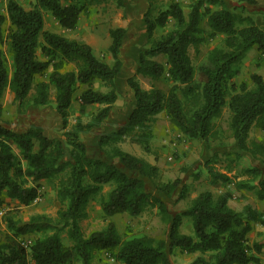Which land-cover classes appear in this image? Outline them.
Returning a JSON list of instances; mask_svg holds the SVG:
<instances>
[{
  "label": "trees",
  "instance_id": "1",
  "mask_svg": "<svg viewBox=\"0 0 264 264\" xmlns=\"http://www.w3.org/2000/svg\"><path fill=\"white\" fill-rule=\"evenodd\" d=\"M153 3L149 0L143 15L148 46L139 51L136 73L127 79L135 107L126 125L100 136V155L92 157L83 134L109 117L118 98L117 77L123 66L126 29L109 30L112 62L108 63L90 44L45 29L43 12L48 11L63 29L75 30L87 8L85 2L35 0L33 8L26 9L17 0H7L6 14L0 13V115L6 92L10 91L21 112L54 103L65 131L64 139L50 138L37 125L19 132L0 123V211L6 198L24 206L35 201L41 195L40 182L45 179L56 181L62 206L55 220L44 214L33 215L28 221L7 217L14 236H44L30 245L0 242V262L25 263L30 255L37 264H90L97 251H104L124 264H171L168 245L170 251L179 248L200 254L191 264H260L254 252H260L261 246L250 245L248 235L257 222L264 223V213L251 205L235 211L228 205L229 193L215 196L205 190L186 211L172 216L165 202L147 190V181L157 177V166L126 152L121 145L129 141L150 152L153 124L161 113L188 140L210 145L223 138L218 121L227 106L229 129L238 151L263 157L264 140L252 138L250 132L254 126L264 132V77L252 73L249 82L253 87L244 82L233 92L230 82L252 47L264 52V30L252 17L232 10L226 0H193L188 13L178 2H172L154 14ZM171 20L175 25L155 36ZM218 34L224 35L223 43L195 63L192 50L200 53V46ZM39 48L45 59L38 58ZM71 64L73 69H65ZM138 77L145 79L149 88H143ZM79 88V115L71 125V105ZM94 105L101 107L89 122H84L81 116ZM210 173L214 180H229L225 173ZM244 173L250 177L237 181L236 186L256 188V196L264 199L261 170L246 167ZM107 184L112 188L100 202L107 218L120 213L136 217L156 208L170 224L168 243L148 234L123 238L113 221L87 235L81 222L88 217L91 201ZM177 185L175 180L157 189L170 197ZM185 216L192 219L195 236L180 232ZM64 231L69 245L62 241Z\"/></svg>",
  "mask_w": 264,
  "mask_h": 264
},
{
  "label": "rangeland",
  "instance_id": "2",
  "mask_svg": "<svg viewBox=\"0 0 264 264\" xmlns=\"http://www.w3.org/2000/svg\"><path fill=\"white\" fill-rule=\"evenodd\" d=\"M17 1L26 9L33 8L35 3V0H17ZM61 1L63 4H67L71 0H61ZM80 1L85 2L87 8L80 17L79 25L75 30L68 31L64 34L69 38L76 37V39L80 38L79 40H82L84 42L90 41L93 45L95 54L104 61H108L107 58L109 55L106 46L107 45L106 40H107V36L109 35V30L111 28L135 25V22L137 23L143 20V15H144L143 13L149 8V0H144V4H142L144 5L143 9L140 12H139V9L141 7L140 0H80ZM256 1H257L256 4L262 3L264 5V0H256ZM172 2H178L183 8V10L186 13H188L193 3V0H154L153 3L154 14H156L160 10L166 9ZM243 2L244 1L241 0H228V6L236 12L239 13L242 12L243 15L252 17L254 21L264 30V13L258 11L257 9H255L254 11L249 10L248 6L245 5V3ZM6 4H7V0H0V13L6 14ZM43 17H44V26L46 30L59 34L61 33L60 26H57L56 24L57 21L55 20L51 12L44 11ZM203 21L205 22V19L202 20V22ZM174 25H175V21L171 20L170 23L167 25V27L158 30L155 33L156 34L155 36H158L159 34L165 32L167 29L172 28ZM223 39H224V35L218 34L214 38L207 39L206 42L200 46V53L197 54L194 50H192L191 54L194 62L197 63L198 61L202 60V58H204V56L206 55L209 49H212L215 46H220L223 43ZM126 45L127 43L124 44V48ZM147 46H148V37L143 40L139 48L140 50H143ZM4 49L7 50V47L4 46ZM37 56L40 59H45L40 48L37 51ZM254 65H258L260 67L262 66L261 63H259V60H256L255 54H254V58H251L249 62L247 63L245 62L244 64L242 62L238 66L239 72L230 82L231 92L237 89L239 85L244 82L249 87H253V84H251L249 80H250V75L252 74L251 69ZM73 67L74 65L71 64L66 66L65 69H73ZM51 70H52V65L47 70V74H49ZM262 75L264 77V70ZM141 85L146 88L149 87V83L145 79L141 81ZM80 90L81 88H79L77 92H79ZM129 99L130 98L128 93L125 92L123 95V99L117 106H119L121 110L123 108H126L130 103ZM4 103L6 105L5 106L6 108L5 107L3 108L2 111L4 112L0 116L5 117V119L9 122L11 121L12 124L15 126L16 131L24 130L25 123L28 117L25 116L23 112L17 109L16 103L13 101L12 97L9 96L8 94L5 95ZM96 110L97 109L95 106L89 108L87 113L81 116L82 120L84 122H89L91 120L92 114ZM73 111H74V115L73 116L71 115L69 117L71 125L74 124L72 121H75V119H77L78 117L75 116L76 113H78V108L76 109L74 108ZM229 118H230V111L229 108L226 106L223 108V115L218 121V126L223 131V138L221 140L214 141L217 142L219 145L225 144V146H229V141L227 140L230 134ZM57 124L59 123L54 121L53 129H55L60 136L62 135V137L58 136V137H50V138L64 139L63 133L65 130L62 129L63 131L60 132L61 129H59L56 126ZM259 131L260 129L254 126L251 132V137L258 138ZM89 133H85L86 135L83 134V139L85 142L87 141L89 142V139L91 137V134ZM124 143L126 145L128 144L131 145L129 148L133 150L134 153L138 154L145 152L144 148L142 149L137 144L135 145L134 143H131L129 141H126ZM122 148L128 151L125 146H123ZM92 152L93 151H90L89 153L91 154ZM237 153L238 152L235 151L229 152L230 158L228 159H231V164L235 166L234 170H236L235 171L236 177L247 179L250 176L244 173V169L246 168V166L243 162H245V160L243 159V157H241L240 154L238 155ZM217 155L213 154V151H208V154H206L209 162L214 161L215 156L221 157ZM224 157L225 156H223V158ZM68 158L69 155L66 154L65 159ZM163 158L167 159V156H163ZM174 159H175V155L173 156V160ZM183 165L185 164L178 163L177 166L178 169L181 170ZM194 172H196V170H194ZM171 178L179 179L176 178V174H173ZM167 181L168 180L163 179L162 177L151 178L149 181H147V190L150 191L154 188L157 189L160 187V185L167 184ZM169 181L171 182L173 181V179ZM46 183L44 184L45 189L44 188H42V190L40 189L41 192L40 199L38 201H33L29 205L26 206L20 205L18 201L12 200L10 198H6V204L3 206L2 210L0 211V242L16 241L26 245L27 244L30 245L32 241L35 240L37 237L44 236L43 233H33L31 235L14 236L12 232L8 229V223L6 219L7 217H12L13 219L28 221L30 217L37 214H44L54 220L57 219L58 212L62 206L59 200L57 199L56 181L49 180ZM104 189L108 191L110 189V186L106 185ZM101 193L103 194V191ZM101 200H102L101 194L95 197L92 203L90 216H88L86 219H83L81 222V225L87 235L92 233L93 231L104 229L110 221H113L117 229L123 236V238L134 235L148 234L156 239H160L168 243V233H169L170 224L168 223L167 220H165L163 215H160L158 213L157 209L148 208L146 212L136 217L130 216L128 214H118L114 218H109V217L107 218L104 214H100L99 211L97 210V204H99ZM170 206L173 208L172 211L177 210L176 206H172V204H170ZM188 222L192 224V219L189 216L183 217V224L181 226L180 232L187 233L184 230V227ZM252 232L253 231L249 233L248 239L251 238ZM192 236H195V233H192ZM61 237H62V241L65 244L67 245L71 244L70 240L67 237L66 231L62 232ZM254 238L255 240L258 238L259 241H262L264 239L263 231H262V235L258 234ZM249 243L251 245L256 243L261 246V244L256 241L253 242V244L251 241ZM263 245L264 244H262V246ZM166 250L168 252L171 264H191L198 257V255H200V254L185 253L182 251L181 252H175L173 250L170 251L168 245H166ZM74 264H83V263L75 262ZM90 264H124V263L120 261H116L115 259L111 258L108 255V253L104 251H97Z\"/></svg>",
  "mask_w": 264,
  "mask_h": 264
},
{
  "label": "crops",
  "instance_id": "3",
  "mask_svg": "<svg viewBox=\"0 0 264 264\" xmlns=\"http://www.w3.org/2000/svg\"><path fill=\"white\" fill-rule=\"evenodd\" d=\"M226 1L228 3V0ZM243 3H245V5H247L249 10L251 11H254L255 9H257L258 11L264 13V5L262 3L256 4L257 3L256 0L254 3H250L247 1H244ZM142 4H144V0H140L141 7L140 9L138 8L139 12L142 11L143 9L144 5ZM56 24L57 26H60L58 22ZM123 28L126 29V33H125L124 43H123L122 50H121V59L123 61V66L117 77V85L119 88L118 98L111 109L109 117L100 126L96 127L89 133L91 134L89 142L88 141L85 142L87 145L88 153L90 151H93L91 154L89 153V155L92 157H98L100 155L99 149H98V140L100 136L106 133L116 131L122 126L126 125L129 121L130 113L135 107L134 93L132 89L129 87V85L127 84V79L135 75L136 73V70L139 65V61H138V54L140 51L139 46L141 45L143 40L147 38L148 36H147V31H146V25L143 20L137 23L135 22V25L125 26ZM60 31H61L60 34L65 35L64 33L68 31H73V30H66L60 26ZM73 38H76V37H73ZM111 41L112 39L109 34L106 40L107 50L109 49ZM86 43L90 44L93 47L90 41H87ZM126 43L127 45L124 48V44ZM254 54H255L256 60H259V63H261L262 66L260 67L258 65H254L251 71L252 73H258L262 75L263 70H264V52L260 51L257 46L252 47L246 53L242 62L243 64L245 62L246 63L249 62L251 58H254ZM107 59H108L107 61L108 63L112 62L110 55H108ZM138 79L140 80V84H141V81L144 80L141 77H138ZM142 87L146 88L144 86ZM125 92H127L129 95L130 103L126 108H123L121 110V108L117 105L123 99V95ZM6 94L11 96L12 99L14 98V95L10 91H7ZM78 95H79L78 92L77 94L75 93L74 98H73V102L71 105V115L72 116L74 115V111H73L74 108L75 109L78 108V113H76L75 116L79 115L80 105H79V101L77 100ZM5 106L6 105L3 101V108ZM94 106L96 107V109L101 107V105H94ZM92 107L93 106H88V109ZM17 109H18V106H17ZM23 114L27 116L28 118L26 120L24 130L19 131V132L26 131L30 127V125H37L43 129V133L46 136L58 137L60 135L55 129H53L54 121L59 123L56 126L59 129H61L60 132L63 131L62 130L63 124L61 121V117L55 111L54 103L47 105V106H31L25 112H23ZM72 122L75 123L76 119L75 121H72ZM0 123L16 130L12 122L7 121L5 117L3 116H0ZM252 129H251V132H252ZM251 132H250V136H251ZM60 137H62V135ZM257 139L264 140V132L261 129L259 131V137ZM227 140L229 141V146H225V144L219 145L217 142L211 143L210 146H208L202 140H188L187 137H185L182 133H180L179 130L170 122L169 117L165 113H161L157 116V119L155 123L153 124V138L151 139V142H150V146H151L150 152H147L144 150L146 153L145 152L138 153V154L134 153V151L129 148L131 145L129 144L126 145L125 143L122 144L121 147L125 146L126 149L129 151V153L142 157L148 162L156 165L158 168L157 177H162L163 179L168 180L167 183H169L170 182L169 180H172V179L173 181L175 180L178 181V185L176 189L173 191L172 196L170 197L165 196V194L162 191L156 188L150 190V192L153 195L161 198L165 202L169 210V213L172 216L186 211L191 201L200 192L205 191V190L211 191L215 196H218L222 193H229L230 197L228 200V205L230 208H232L235 211H242L245 206L251 205L253 208L258 210L260 213H264V199H259L256 196V192H255L256 188L252 190L248 188H238L236 186L237 181L242 180V178L236 177L235 175L236 170H234L235 166L231 164V159H228L230 158L229 152H232V151L238 152L241 155V157H243V159L245 160V162L243 163L245 164L246 167H257L261 170L262 176H264V156L255 157L249 152L238 151V149L234 145V139L232 137L231 131L229 134V138ZM134 144L136 145V143ZM139 146L143 149L141 145ZM163 146H166V147H163ZM208 151H213V154H216V155L218 154L217 156H221V157L215 156V160L212 162H209L206 156V154H208ZM174 155H175V159L173 160ZM163 156H167V159H164ZM223 156L225 157L223 158ZM178 163L185 164L183 165L181 170H179L177 167ZM123 170H125V168H123ZM194 170H196V172H194ZM211 170L214 172L227 174L229 176V180L227 181L214 180L213 176L210 173ZM173 174H176V178H179V179L171 178ZM259 180H261V177L255 180L254 184L258 185ZM48 181L49 180L45 179L40 182L41 190L42 188L45 189L44 184ZM111 188L112 186H110V189L108 191L104 189L103 194L101 193V198L102 196L106 197L107 193L111 190ZM181 195H183L182 198H181ZM92 203L93 201H91V203L89 204L87 208L88 216H90L91 214ZM170 204H172V206H176L177 210L172 211L173 208L170 206ZM97 210L99 211L100 214H104L101 208L100 202L99 204H97ZM120 214H127V213H120ZM117 215L118 214L113 215L109 218H114ZM182 224H183V218H182V223L180 225V230H181ZM184 230L187 232L185 234L192 235V233H194L193 224H190L188 222L186 226L184 227ZM252 231L253 232H252L251 238L248 239V243L251 241L253 244V242L256 241L261 244L260 252H254V255L260 259L261 264H264V252H263L264 245L262 246V244H264V239L262 241H259L258 238L256 240L254 238L258 234L262 235V231H263V236H264V223L257 222L254 225V228ZM173 251L181 252L179 248H174Z\"/></svg>",
  "mask_w": 264,
  "mask_h": 264
},
{
  "label": "built area",
  "instance_id": "4",
  "mask_svg": "<svg viewBox=\"0 0 264 264\" xmlns=\"http://www.w3.org/2000/svg\"><path fill=\"white\" fill-rule=\"evenodd\" d=\"M39 199H40V197L37 198L35 201H38ZM25 245H26V244H25ZM27 245H28V244H27ZM0 264H4V263L0 262ZM15 264H37V263H36V262L31 258V256L29 255L25 263H15Z\"/></svg>",
  "mask_w": 264,
  "mask_h": 264
}]
</instances>
